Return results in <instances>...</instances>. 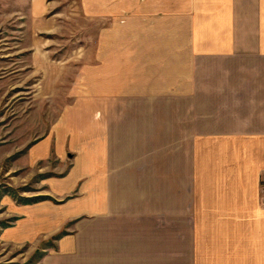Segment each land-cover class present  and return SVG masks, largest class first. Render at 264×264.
I'll return each instance as SVG.
<instances>
[{"label": "crops", "instance_id": "crops-1", "mask_svg": "<svg viewBox=\"0 0 264 264\" xmlns=\"http://www.w3.org/2000/svg\"><path fill=\"white\" fill-rule=\"evenodd\" d=\"M84 10L98 17L97 67L66 135L26 155L68 158L48 185L61 226L83 219L81 242L62 240L46 264L78 251L82 264H264V0ZM23 207L21 223L48 227Z\"/></svg>", "mask_w": 264, "mask_h": 264}, {"label": "rangeland", "instance_id": "rangeland-1", "mask_svg": "<svg viewBox=\"0 0 264 264\" xmlns=\"http://www.w3.org/2000/svg\"><path fill=\"white\" fill-rule=\"evenodd\" d=\"M97 18L84 0H0V264H46L61 254L62 240L81 242L83 219L61 226L58 189L48 185L66 177L68 158L28 163L26 155L54 130L66 135L83 73L97 67ZM26 205L48 227L21 223ZM58 259L82 264L79 251Z\"/></svg>", "mask_w": 264, "mask_h": 264}, {"label": "trees", "instance_id": "trees-1", "mask_svg": "<svg viewBox=\"0 0 264 264\" xmlns=\"http://www.w3.org/2000/svg\"><path fill=\"white\" fill-rule=\"evenodd\" d=\"M40 199H42V198H40ZM40 199H37V200H40ZM27 200V199H26ZM37 200H27L25 203H30V202H36Z\"/></svg>", "mask_w": 264, "mask_h": 264}, {"label": "built area", "instance_id": "built-area-1", "mask_svg": "<svg viewBox=\"0 0 264 264\" xmlns=\"http://www.w3.org/2000/svg\"><path fill=\"white\" fill-rule=\"evenodd\" d=\"M263 178H264V175H263Z\"/></svg>", "mask_w": 264, "mask_h": 264}]
</instances>
